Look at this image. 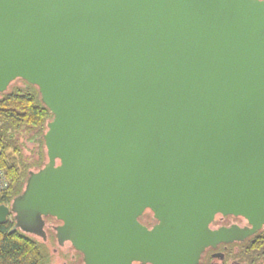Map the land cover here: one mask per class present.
I'll return each instance as SVG.
<instances>
[{
    "label": "water",
    "instance_id": "95a60500",
    "mask_svg": "<svg viewBox=\"0 0 264 264\" xmlns=\"http://www.w3.org/2000/svg\"><path fill=\"white\" fill-rule=\"evenodd\" d=\"M18 79L53 117L0 223L54 219L83 264H198L263 228L264 0H0V93Z\"/></svg>",
    "mask_w": 264,
    "mask_h": 264
},
{
    "label": "trees",
    "instance_id": "16d2710c",
    "mask_svg": "<svg viewBox=\"0 0 264 264\" xmlns=\"http://www.w3.org/2000/svg\"><path fill=\"white\" fill-rule=\"evenodd\" d=\"M18 80L19 85L13 84L6 92L0 93V169L8 180V187L0 191V204H9L22 191L30 168L37 170L46 161L42 135L47 121L53 117L41 102L38 89ZM22 127L31 133L26 138L35 144L33 153H37V160H28L21 155L19 145H24L25 140L20 144L14 141ZM13 226L12 215L0 223V264H45L49 256L46 245L20 229L12 230ZM255 237L262 242L261 252L264 250V231Z\"/></svg>",
    "mask_w": 264,
    "mask_h": 264
},
{
    "label": "flooded vegetation",
    "instance_id": "af4514ba",
    "mask_svg": "<svg viewBox=\"0 0 264 264\" xmlns=\"http://www.w3.org/2000/svg\"><path fill=\"white\" fill-rule=\"evenodd\" d=\"M141 222L148 228L155 224V219L150 212H146L141 217ZM248 226L246 220L242 217L232 215H217L211 224V228L229 229L231 227L245 228ZM264 231V226L261 230L246 237L234 235L230 241H223L217 244L216 248L205 249L200 256L198 264H264V250L259 251L263 246L256 235ZM140 264V263H134Z\"/></svg>",
    "mask_w": 264,
    "mask_h": 264
},
{
    "label": "rangeland",
    "instance_id": "374dc122",
    "mask_svg": "<svg viewBox=\"0 0 264 264\" xmlns=\"http://www.w3.org/2000/svg\"><path fill=\"white\" fill-rule=\"evenodd\" d=\"M19 85L20 81L15 80L9 85V88L12 85ZM8 88V89H9ZM30 131L26 130L24 127H22L18 134L16 135L14 141L17 144H20L21 141L25 140L24 145H19L20 146V151L21 155L24 158L29 159H35L37 160V153H33L35 151V144L29 141L26 137L30 135ZM9 152H11V149H9ZM15 158H17V154L14 155ZM46 160V157L44 158ZM44 162V161H43ZM30 169L36 170V168L31 167ZM58 222L54 219L48 218L45 220V232H46V238L43 240L39 236H34L37 240L43 242L47 249L49 256L47 257L45 264H83L82 261V255L80 252L76 251L72 245L69 242H65L62 245H59L56 241V238L54 236L55 232L53 230V226L57 225Z\"/></svg>",
    "mask_w": 264,
    "mask_h": 264
},
{
    "label": "built area",
    "instance_id": "2783aa9c",
    "mask_svg": "<svg viewBox=\"0 0 264 264\" xmlns=\"http://www.w3.org/2000/svg\"><path fill=\"white\" fill-rule=\"evenodd\" d=\"M8 187V180L5 173L0 169V191Z\"/></svg>",
    "mask_w": 264,
    "mask_h": 264
}]
</instances>
